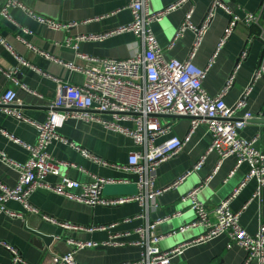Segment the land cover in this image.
Returning a JSON list of instances; mask_svg holds the SVG:
<instances>
[{
  "label": "crops",
  "instance_id": "0c3cea01",
  "mask_svg": "<svg viewBox=\"0 0 264 264\" xmlns=\"http://www.w3.org/2000/svg\"><path fill=\"white\" fill-rule=\"evenodd\" d=\"M19 1L26 9H12L11 13L14 16V21L0 18V36L5 39L8 45L0 41V65L4 69H16L17 79L32 88V90L34 89L37 95L18 87L2 72H0V92L7 89H16L22 112L33 121H46L49 103L58 90L57 82L47 75L63 79L72 84H81L85 81V72L70 69L68 65L61 64L55 59L84 70L91 67H100L102 64L98 61H87L80 57L79 53L97 58H129L139 47V38L132 32L114 34L104 40L81 41L78 49L74 47V42L68 44V39L76 37V35L103 33L130 24L133 17L131 11L126 8L128 0ZM177 1L179 0H149V8L151 11H159ZM224 1L240 16L244 15V11H257L262 2V0ZM3 2L4 0H0V8ZM211 2L212 0H191L194 7L192 15L194 24L199 25L202 23L210 5H212ZM191 4L185 3L179 6L167 14L162 21L155 22L152 25L166 59L184 60L188 58L195 40L193 31L187 30L173 48L169 47V43L173 40ZM27 9L45 17V19H54L61 22L72 20L77 24L69 29L53 30L45 22L33 18ZM118 9L120 10L117 11ZM228 21V15L224 11H218L194 59L197 66L205 67L212 59ZM255 32H258L256 26L249 28L242 23L239 24L229 41L218 50L215 62L203 83L209 94L218 95L227 78L230 77L229 75L237 68L236 81L225 97L226 103L230 107L234 105L243 96V92L252 85L248 96V104L238 115L248 111L254 113L255 116H260V111L264 108V78L253 81L254 73L262 56V42L256 39L249 44L248 56L245 60L240 59L241 52L248 42L247 40ZM22 39L39 51H44L53 56V58H46L40 52L32 50ZM16 53L28 61L31 66L20 63L17 56H15ZM104 115L106 118H113L109 113L104 112L102 116ZM165 118L172 120L173 131L176 135L184 137L187 134L190 125L189 117H163V119ZM123 123L132 125L130 122ZM64 125L60 129L62 135L88 148L97 156L109 162L127 164L129 154L141 149V146L132 137L120 131L108 129L96 121L86 122L83 119L70 118ZM0 129H4L13 137L28 144H34L37 141L38 130L33 124L15 119L1 107ZM209 130L207 124H200L186 143L184 151L160 166L154 188L159 189L172 183L177 177L191 169L212 142ZM241 135L247 139L259 135L255 145L264 152V118L259 117L251 121L241 131ZM0 151H3L9 159L17 163L25 164L29 159V151L23 144L4 136L1 132ZM50 151L55 156L72 161L85 169L83 171L75 167L62 168L60 176H47V181L49 180L51 183L62 180V176H69L81 182L91 183L95 181L93 174H96L106 179L116 180L103 186L102 194L105 197L133 196L139 191L136 183L138 182L137 175L134 173H127L118 168L100 166L96 162L85 159L68 145L56 143L51 145ZM217 162L218 154L215 151L210 152L206 157L204 166L193 175H190L184 183L164 192L154 200H145L143 204L132 201L117 206L89 205L44 188L35 191L30 199L31 203L37 207L38 213H27L21 203L9 201L7 208L21 213L24 219L13 218L8 213L0 215V264H11L12 262L11 251L7 249L4 243L17 248L31 264H53L54 254L67 253L73 249V245L68 242L69 239L102 242L114 234L122 235L118 239L123 244H119V246L99 245L81 249L76 253L79 264H115L137 259L143 252L142 247L133 244L138 238L135 232L138 227H145L148 224H154L158 220H162L156 229L152 231L166 235L182 225L188 224L190 221L195 220V212L191 209L189 203L181 200L185 193L199 185L203 186L202 180L213 173L211 180L208 184H204L198 195L206 208L213 209L240 185L250 168L247 163H244L235 169L236 157L231 156L220 164L216 172H213L217 167ZM18 181V170L0 159V182L14 187L18 184ZM256 186H258L256 180L249 181L231 203L233 210H239L250 201L241 214V223L250 233L258 231L260 222L264 217V191L260 197L251 200ZM72 191L80 193L82 189L74 188ZM155 205L156 208H154ZM174 213L179 214L173 217ZM44 215H49L57 221L85 227L114 226L109 229L95 231L66 229L58 223L46 221L43 218ZM31 230L52 233L55 235V239L50 246L42 249L32 242L34 235ZM201 232H203L202 229L198 228L173 237H167L161 240L158 246L160 249L167 250ZM229 239L227 235H220L208 242L188 246L182 253L173 256L171 263L242 264L245 258V250L238 245L228 247Z\"/></svg>",
  "mask_w": 264,
  "mask_h": 264
},
{
  "label": "built area",
  "instance_id": "2783aa9c",
  "mask_svg": "<svg viewBox=\"0 0 264 264\" xmlns=\"http://www.w3.org/2000/svg\"><path fill=\"white\" fill-rule=\"evenodd\" d=\"M185 3L191 4V0H179L162 10L151 11L149 0H128L126 8L131 11L133 17L130 24L103 33L80 34L76 35V37H70L68 44L70 45L74 42V47L78 49L81 41L104 40L114 34L132 32L139 38V47L129 58H97L79 53V56L87 61H98L102 64L100 67H91L84 70L72 64L64 63L62 60L55 59L61 64L68 65L70 69L82 70L85 72L86 78L81 84H72L63 79L45 74L57 82L58 90L49 103L48 117L44 122L33 121L22 112L20 108L21 102L17 97L16 89H7L0 92V105H4V111L17 120L33 124L38 130L37 141L34 144H28L13 137L4 129H0L4 136L23 144L29 151V159L25 164L9 159L3 151H0V159L15 167L19 172V181L16 186L10 187L0 182V215L8 213L13 218L24 219L21 213L7 208L9 201L21 203L27 213H38L37 207L31 203L30 199L35 191L42 188L89 205L117 206L132 201H138V203L143 204L145 200H154L164 192L184 183L190 175H193L204 166L207 155L215 151L218 154V162L213 172H216L220 164L231 156L236 157L235 169L244 163L249 165V171L240 185L227 198L223 199L219 205L213 209H208L198 195L204 184H208L211 180L212 173L202 180L203 186L194 187L185 193L181 199L183 202L189 203L191 209L195 212V220L166 235L152 231L156 229L162 220H158L154 224H148L145 227H138L135 231L138 238L133 244L143 248L141 256L137 259L115 264H172V257L182 253L186 247L208 242L220 235H227L230 238L228 247L238 245L245 250V258L242 264H252L254 262L264 264V217L261 220L262 222H260L258 231L250 233L241 223V214L250 201L239 210H233L231 207V203L238 196L241 189L251 180H256L258 185L251 200L260 197L264 191V152L255 145L259 135H255L251 139L241 135V131L251 121L259 117L264 118V108L260 111V116H255L254 113L248 111L238 115L248 104V96L252 85L243 92V96L234 105L230 107L226 103L225 97L236 81L237 68L229 75L230 77L227 78L218 95L209 94L203 85L215 62L218 50L229 41L234 30L241 23L249 28L256 26L258 32L250 35L241 52L240 59L245 60L248 56L249 44L256 39L261 41L262 56L254 73L253 81L264 78V0H262L257 11H244L243 16H240L227 6L224 0H212V5H210L202 23L199 25L194 24L192 21L194 7L191 4L173 40L169 43V47L173 48L187 30L193 31L195 40L188 58L184 60L176 58L166 59L163 49L157 40L158 38L154 34L152 25L155 22L162 21L167 14ZM14 8L26 9L19 0H4L0 8V18L14 21V16L11 13ZM27 11L33 18L40 22H45L53 30L69 29L77 24V22L72 20L70 22H61L54 19H45V17L28 9ZM218 11H224L228 15V24L224 29L217 51L212 56V59L205 67H199L194 63V59ZM0 41L7 45L5 39L1 36ZM22 41L29 48L40 52L46 58H53L48 53L39 51L27 41L23 39ZM15 56H17L20 63L31 66L21 55L16 53ZM0 72L4 73L18 87L37 95L34 89L32 90V88L17 79L16 69L8 70L0 65ZM104 112L111 114L113 118L102 116ZM177 116L190 118L189 130L184 137H179L174 133L172 120L163 119V117ZM70 118H79L86 122L96 121L108 129L120 131L132 137L141 146V149L129 154L127 164L103 160L88 148L61 134L60 129L65 126L64 124ZM123 122H130L132 125L124 124ZM203 123L208 125L212 136V142L206 152L191 169L177 177L175 181L162 188H154L160 166L184 151L190 137L195 133L198 126ZM56 143L68 145L71 149L79 152L85 159L96 162L100 166L118 168L127 173H134L138 179V182H136L139 189L138 193L133 196L105 197L102 194L103 186L116 180L106 179L96 174H93L95 181L91 183L81 182L69 176H62V180L56 183L47 181V176L49 175L60 176L62 168L65 167H75L85 171L82 166L55 156L50 151V147ZM74 188H81L82 191L75 193L72 191ZM154 208H156V205ZM178 214L174 213L173 217ZM43 218L46 221L58 223L66 229L95 231L109 229L114 226L85 227L57 221L49 215H44ZM198 228L202 229L203 232L170 249L163 250L158 246V243L167 237H173ZM121 236L119 234L110 235L106 241L102 242L69 239L68 242L73 245V249L67 253L54 254L52 262L53 264H79L76 258V253L79 250L99 245L119 246V244H123L118 239ZM4 244L11 251V264H31L17 248Z\"/></svg>",
  "mask_w": 264,
  "mask_h": 264
},
{
  "label": "water",
  "instance_id": "95a60500",
  "mask_svg": "<svg viewBox=\"0 0 264 264\" xmlns=\"http://www.w3.org/2000/svg\"><path fill=\"white\" fill-rule=\"evenodd\" d=\"M263 20H264V14H263ZM263 38H264V34H263ZM0 107L3 108L4 105H0ZM31 231L33 232L34 235L32 242L42 249H45L46 247L50 246L55 239V235L52 233H47L45 231H35V230H31Z\"/></svg>",
  "mask_w": 264,
  "mask_h": 264
}]
</instances>
